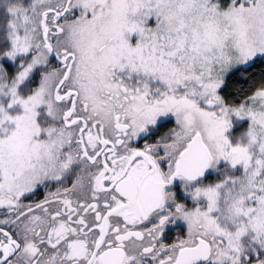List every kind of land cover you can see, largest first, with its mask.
Masks as SVG:
<instances>
[{"label":"snow or ice","instance_id":"6c2138e0","mask_svg":"<svg viewBox=\"0 0 264 264\" xmlns=\"http://www.w3.org/2000/svg\"><path fill=\"white\" fill-rule=\"evenodd\" d=\"M0 264H264V0H0Z\"/></svg>","mask_w":264,"mask_h":264}]
</instances>
